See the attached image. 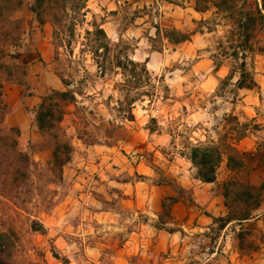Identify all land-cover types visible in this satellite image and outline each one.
I'll return each mask as SVG.
<instances>
[{"label":"rangeland","instance_id":"obj_1","mask_svg":"<svg viewBox=\"0 0 264 264\" xmlns=\"http://www.w3.org/2000/svg\"><path fill=\"white\" fill-rule=\"evenodd\" d=\"M47 1L37 14L30 11L35 0L0 3V116L8 113V86L26 96L42 86L33 76L36 68L28 67L40 60L36 44L45 23L51 26L50 68L68 84L62 92L74 96L58 101L54 113L62 118L54 134L69 146L56 165L49 138L38 132L40 138L25 141L1 122L3 135L32 162L20 183L0 176V241L9 262L69 264L67 247L97 243L102 261L114 264L110 254L120 246V232L84 224L108 205L120 214V190L100 173H88L80 191L77 183L87 179L79 174L86 165L82 156L109 152L120 168V146L130 154L147 152L140 142L132 149L133 138H169L167 153L188 160L203 143L199 152L211 157L210 164L192 167L196 178L214 171L210 194L201 196L208 202L197 205L190 190L153 164V180L169 182L174 193L163 202L159 220L176 233L167 249L123 256L120 264H264V0H120L118 42L99 31L105 18L100 12L86 16L89 0H53V9ZM181 38L188 40L175 43ZM178 200L191 210L173 220L170 210ZM247 211L248 219L237 220ZM80 224L79 233L87 231L90 239L74 235L77 240L70 241Z\"/></svg>","mask_w":264,"mask_h":264},{"label":"crops","instance_id":"obj_2","mask_svg":"<svg viewBox=\"0 0 264 264\" xmlns=\"http://www.w3.org/2000/svg\"><path fill=\"white\" fill-rule=\"evenodd\" d=\"M89 1L92 3L91 6H88L91 10L86 11V16L100 12L105 17L100 29L110 41L118 42L120 38V19L117 16L119 15L120 0ZM192 12L198 14L194 10ZM172 25L178 27L176 24ZM50 29L51 26L48 23L43 25L44 37L36 44L40 60L37 59V63L28 67L30 72L31 69L36 68L35 73L37 74L33 76L38 78L42 85L39 87L38 93L29 90L34 94L26 96L18 86L10 85L6 88L9 109L3 118L2 125L6 128H16L19 132L18 138L25 141L40 138V134L32 123V115L45 90L50 88L55 91H62L65 87L60 78L54 75L50 68L52 60V45L49 43L51 40ZM154 54H151L149 61H145V65L152 61L155 57ZM39 91L41 92L39 93ZM132 140V149L134 145L140 142L142 149L144 147L147 152L134 149L130 154V152L124 150V146H120V168L113 167V165H118L119 159L118 156H110L109 152H103L99 157H95L93 154H89L87 157L82 156V163L86 165L82 167L79 174L86 176L87 179L81 180L83 184L77 183L78 189L81 191L89 179L88 173H100L106 179V183L113 182L120 190V214L113 205H108L105 210L97 211L93 216L86 218L87 221H91V224H84V226H90L94 230L108 229L120 232V246H118L116 252L110 254L114 264H120V258L123 256L136 255L137 253L148 254L167 249L175 236L176 232L165 231L164 228L167 224L161 223L159 220L163 202L174 195L172 186L169 182L153 180L152 177L156 174L153 164H161L165 175L169 174L173 177L175 183L181 189L190 190L197 205H204L208 202L206 196H201L210 194L211 185L213 184V182H202L194 176V168L186 155L174 152L167 153L170 143L169 138H133ZM149 151L151 154L148 153ZM111 173H115L114 175L117 176L120 175V178L118 180L113 179ZM101 186H103V183H101ZM186 205V203L184 204L179 200L172 205L170 215L173 220H180L186 216L188 210H191ZM81 220L83 221V219ZM77 222L78 220L74 221V223ZM79 229H81V224L79 227H74V231L70 232L68 238L70 241L77 240L74 235L82 237L84 242L90 239L85 235L87 231L79 233ZM58 238L62 239L61 235ZM84 244V249H80V243H78V246L71 245V248L67 247L66 253L70 260L69 264H108L100 258L102 248L98 247L97 243L95 247L90 246L88 243ZM100 245L108 247L104 243H100ZM73 246L74 248H72Z\"/></svg>","mask_w":264,"mask_h":264},{"label":"trees","instance_id":"obj_3","mask_svg":"<svg viewBox=\"0 0 264 264\" xmlns=\"http://www.w3.org/2000/svg\"><path fill=\"white\" fill-rule=\"evenodd\" d=\"M45 0H35L36 7H30V11L32 14H37V9L41 7V5L44 3ZM4 3V0H0V3ZM47 8L53 9L55 7V3H53V0L47 1ZM3 7L2 4H0V9ZM197 12H203L198 7L194 8ZM262 9L264 10V2L262 5ZM261 18L264 19V16L261 15ZM39 24H43L44 21L39 19ZM101 33L103 31L99 30ZM104 35V33H103ZM14 40V39H12ZM188 38H181L180 40H176L175 43H180L183 41H187ZM129 64L132 67H136L139 64L137 62H133V60H129ZM142 72L147 73V68L145 66V63L143 64V68L141 70ZM9 75V74H8ZM10 78V76H8ZM65 87H68V84L61 78L60 79ZM51 95L43 98L40 104L37 106L36 110L34 111V120L33 123L37 129V131L44 135L46 138H49L51 141L48 145L51 146V157L53 159V164L56 165V163H59V156H64V154L68 151L69 146L66 143H60L57 140V136L54 134L55 124L59 123L61 121V117L54 116V113L58 111L59 103L58 101L65 102L67 98H69L71 101L74 100L73 92H69L66 90V92L62 91H55L52 90ZM3 94L1 93V82H0V105H1V98ZM57 99V101H54ZM54 101V102H53ZM128 119L132 120L133 116L130 113V110L128 111ZM3 121V115L0 116V158H4L6 160H0V176H10L12 178V182L20 183L21 180H24L26 178V172L28 171L29 167L32 165V162L30 161L28 155L24 152H19L16 149V140L10 139L3 135V129L1 126V122ZM13 131H16L13 129ZM6 146V147H4ZM203 146V143L199 142L196 144L190 153L189 160L194 166H202L207 167L210 164L211 157L208 154H205L203 151L199 152L200 147ZM205 149V148H204ZM62 154V155H61ZM262 157L261 155L258 156V159L260 160ZM68 160V159H67ZM228 162L231 160V158L227 159ZM198 179L205 183H210L215 180L214 177V171L211 170L209 172L205 173H198ZM250 216V211L245 212L240 218L237 220H246ZM231 220H228L226 222H230ZM32 223V222H31ZM30 229L32 231H36L34 229L33 225H30ZM7 248L4 243V241H0V264H11L9 260L7 259Z\"/></svg>","mask_w":264,"mask_h":264}]
</instances>
